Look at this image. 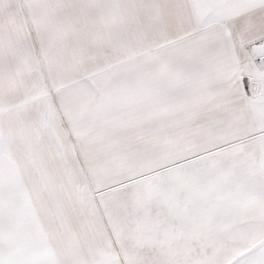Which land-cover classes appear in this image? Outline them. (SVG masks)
<instances>
[{
  "label": "snow or ice",
  "instance_id": "6c2138e0",
  "mask_svg": "<svg viewBox=\"0 0 264 264\" xmlns=\"http://www.w3.org/2000/svg\"><path fill=\"white\" fill-rule=\"evenodd\" d=\"M0 264H264V0H0Z\"/></svg>",
  "mask_w": 264,
  "mask_h": 264
}]
</instances>
